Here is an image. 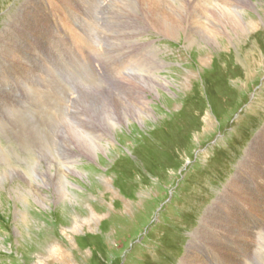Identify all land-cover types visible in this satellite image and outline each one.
Listing matches in <instances>:
<instances>
[{"label":"rangeland","instance_id":"374dc122","mask_svg":"<svg viewBox=\"0 0 264 264\" xmlns=\"http://www.w3.org/2000/svg\"><path fill=\"white\" fill-rule=\"evenodd\" d=\"M222 7L257 26L214 25ZM125 79L157 84L149 115L92 156L78 127ZM0 125V264H264V210L240 200L264 204V0H0Z\"/></svg>","mask_w":264,"mask_h":264},{"label":"bare ground","instance_id":"6f19581e","mask_svg":"<svg viewBox=\"0 0 264 264\" xmlns=\"http://www.w3.org/2000/svg\"><path fill=\"white\" fill-rule=\"evenodd\" d=\"M119 1V0H118ZM166 1V0H165ZM211 1V0H210ZM137 2V1H136ZM162 2V1H161ZM120 3V2H119ZM178 3V2H177ZM64 4V3H63ZM135 4V3H134ZM166 4V3H165ZM180 4V3H179ZM62 5V4H61ZM213 5V4H212ZM164 6V5H163ZM213 6L215 7H219L220 5L219 4H214ZM242 6V5H240ZM63 7V6H62ZM61 7V8H62ZM136 7V6H134ZM160 7V6H159ZM67 8V7H66ZM64 9V8H63ZM115 9V8H114ZM178 9V8H177ZM181 9V8H180ZM122 10V9H121ZM133 10V9H132ZM135 10V9H134ZM136 11V10H135ZM141 11V10H140ZM169 11V10H168ZM176 11V9L173 10V13ZM241 11V10H240ZM124 12V11H123ZM126 12V11H125ZM129 12V11H128ZM159 12V11H158ZM166 12V11H165ZM181 12V11H180ZM63 13L65 14L66 11L64 10ZM70 13V12H68ZM78 13V12H77ZM127 13V12H126ZM161 15H164L163 17V23L165 25H173V26H177L179 25L180 21H178V19H180L179 17V14L176 13V14H171V17L167 16L164 12H159ZM172 13V12H171ZM79 14V13H78ZM125 13H123V16ZM220 14V18L219 19H216V20H213L212 23L214 25H218V26H221L223 25L224 21L222 20L223 18L222 17H227V15L225 14H229L228 18H227V22L231 25V26H237L236 29H229L228 30H231V31H234V30H237L238 28H245L246 31H248V28L251 29L252 26L255 27L256 25V21L254 22V20H249L248 22L244 21L243 20V17L240 15V12L238 10H235V9H226L225 7H222V9L220 10L219 12ZM66 15H68L66 13ZM98 15V14H97ZM109 15V14H108ZM112 16V15H111ZM128 16V15H126ZM129 17V16H128ZM124 18V17H123ZM119 19V17H118ZM117 19V20H118ZM121 19V18H120ZM111 20V19H110ZM114 20V19H113ZM123 19H121L122 21ZM199 20V19H198ZM221 21V24H217L218 22ZM198 22V21H197ZM79 24V23H78ZM172 26V27H173ZM226 26V25H225ZM257 26V25H256ZM172 29V28H171ZM204 31V28L202 29ZM225 30H227V28H225ZM239 30V29H238ZM229 33V32H228ZM236 33V31H235ZM213 39L215 40V35L213 36ZM90 40V39H89ZM80 43V42H79ZM208 58V57H207ZM137 59V58H136ZM2 64V63H1ZM136 66V65H135ZM143 67V66H142ZM145 67V66H144ZM139 70V69H138ZM34 71V70H33ZM150 71V70H149ZM152 71V70H151ZM82 74V73H81ZM191 75V74H190ZM194 75V74H193ZM57 75H55L56 77ZM45 77V76H44ZM151 77V76H150ZM191 77V76H190ZM157 78V76H156ZM160 78V77H159ZM163 78V77H162ZM93 79V78H92ZM150 79V78H148ZM153 79V78H152ZM151 79V80H152ZM91 80V79H90ZM166 81V80H165ZM36 82V81H35ZM147 82V81H146ZM167 82V81H166ZM143 83V82H142ZM157 83V82H156ZM23 84V83H22ZM120 85V84H119ZM160 87V86H159ZM156 88H157V84H154V83H150V84H140V83H135L133 81H131L130 79H125V82L123 84H121L120 86H118V95H117V98L114 99L113 101H111L110 105L107 106V108H101L98 112H95L93 111V113L95 114V119H96V115H98L100 118H99V121L101 122H97L96 124L94 122H92L91 120H87L86 121H83L81 124L80 127H78L80 129L79 132H75L76 135H77V144H80V146H82L86 153L92 155V156H96V154L98 152H108L107 151V148H108V145L107 146H104L103 145V142H106V136H111L112 134V130L113 128L117 127V126H121V124H131L130 123V119L129 117H135V122L136 123H139V122H142L141 124H143V121H145L144 118H146L148 115H149V106L148 104L145 102V98L144 96H146V89H149L151 91H156ZM44 89V88H43ZM117 89V88H116ZM135 90V93L137 94L138 92V99L143 102V105L142 107H137L136 105L134 104H131L128 99H125L123 101V103H121V100H122V97H124V93L125 92H130L132 93L133 91ZM148 92V91H147ZM81 94V93H80ZM156 94V92H155ZM58 95V94H57ZM75 95V94H74ZM99 95V94H97ZM144 95V96H143ZM158 95V94H157ZM100 96V95H99ZM102 96V95H101ZM107 96V95H106ZM86 97H89V96H86ZM97 97V96H96ZM84 98V97H83ZM102 98V97H101ZM100 98V99H101ZM3 99V98H2ZM40 99V98H39ZM55 99V98H54ZM52 100V99H51ZM76 100V99H75ZM79 101V100H78ZM110 101V100H109ZM72 102V101H71ZM84 103V102H83ZM107 103V102H106ZM78 104V103H77ZM99 104V103H98ZM108 104V103H107ZM145 104H147L145 106ZM54 106V105H53ZM80 106V105H79ZM11 107V106H10ZM51 107V106H49ZM55 107V106H54ZM80 108V107H79ZM99 108V107H98ZM58 109V108H57ZM87 109V108H86ZM103 110V111H102ZM105 111V112H104ZM74 112V111H73ZM75 113V112H74ZM77 116H81L82 113H81V109L78 110V112H76ZM151 113V112H150ZM73 114V113H72ZM82 117V116H81ZM137 119V120H136ZM37 120V118H36ZM58 120V119H57ZM30 121V120H29ZM75 121V120H74ZM21 122V121H20ZM38 122V121H37ZM81 122V120H80ZM30 123V122H29ZM36 123V122H35ZM40 123V122H39ZM73 123V122H72ZM77 124V123H76ZM95 124V125H94ZM98 124V125H97ZM8 125V124H7ZM71 125V124H70ZM79 125V124H78ZM92 129H88L84 126H88ZM1 126V125H0ZM34 126V125H33ZM21 127V126H20ZM46 127V125H45ZM57 127V126H56ZM97 127V128H95ZM14 128V127H13ZM38 128V127H37ZM77 128V127H76ZM71 129V128H70ZM23 130V129H22ZM25 130V129H24ZM95 130V131H94ZM37 131V130H36ZM35 131V132H36ZM20 132V131H19ZM40 132V131H39ZM95 132H99V133H96L94 134ZM11 133V132H10ZM25 133V132H24ZM34 133V132H33ZM38 134V133H37ZM41 134V133H40ZM38 134V135H40ZM41 138V137H40ZM25 139V138H24ZM111 139V138H110ZM48 141V140H47ZM40 142V141H39ZM108 142V141H107ZM106 142V143H107ZM46 143V142H44ZM110 143V142H109ZM21 145V144H20ZM255 145V144H254ZM30 146V145H29ZM48 146V145H47ZM248 149V148H247ZM252 150V148L250 147L249 150H248V153H250ZM256 151V150H255ZM248 156V155H247ZM260 156V155H259ZM90 157V156H88ZM245 157V156H244ZM71 159V158H70ZM259 159V158H258ZM4 161V160H3ZM264 161V160H263ZM248 162V161H247ZM3 163V162H2ZM74 162H70V164H72ZM242 164V163H241ZM260 166V165H259ZM62 172L63 173H66V171H77L73 166H67V163L63 165V168H62ZM262 177H264V170L263 169H259ZM59 172V171H58ZM54 173V171H53ZM254 173V172H253ZM252 173V174H253ZM249 174V173H248ZM66 175V174H65ZM63 178V177H62ZM239 178V177H238ZM233 179V178H232ZM55 180V179H54ZM105 180V179H104ZM237 179H233L230 181V183L228 184L227 187L229 188H225L224 191L222 192V197L218 198V200L216 201V203L214 205H217L218 203L217 202H220L221 203V200H223L224 197H229L228 194H231L234 192V190H238L236 193H235V196H237L239 194V196L243 193V191H241V188L239 187H242L243 185L242 184H239L240 183V180L239 181H236ZM65 182V185H67V182L66 180H63ZM58 182V181H57ZM61 182V181H60ZM242 182V181H241ZM62 183V182H61ZM106 183V182H105ZM58 184V183H57ZM63 184V183H62ZM110 184V182H109ZM60 185V184H58ZM55 186V185H54ZM63 186V185H62ZM61 186V187H62ZM56 187V186H55ZM64 187V186H63ZM63 187L61 189H63ZM244 187V186H243ZM60 188V187H59ZM60 189V190H61ZM246 189V187H245ZM66 194H67V189L66 187L64 188ZM247 190V189H246ZM61 193V191H59ZM58 194V193H56ZM62 194V193H61ZM63 195V194H62ZM113 195V194H112ZM244 196H242L240 198V200L242 201L243 204H246L250 209L252 210L253 213H251V217L253 218H257V217H260V215L262 214L263 210H264V204H263V201L260 200H257V202H255L253 200V197L251 195V192L249 193H244L243 194ZM60 196V195H59ZM65 196V195H64ZM62 196V197H64ZM258 196V195H257ZM36 198V203L38 202L40 205L46 207L44 205V202L39 198V197H35ZM57 199V198H56ZM225 201V200H224ZM228 201V200H227ZM214 202V201H213ZM223 205V204H222ZM227 206V205H226ZM209 207V206H208ZM207 208V207H206ZM225 209V208H224ZM241 207H239L236 203L234 205H231L229 206L228 210H227V213L230 214L232 217H238V213L237 211H240ZM208 210V209H207ZM224 211V210H223ZM213 210H210L208 214L212 213ZM242 212V211H241ZM243 213V212H242ZM98 215L99 214H96L97 217H94V215H92L90 218H88L87 220H84L87 224H90V223H93L97 220H99L98 218ZM253 215V216H252ZM205 216V215H204ZM16 217V216H15ZM98 218V219H97ZM201 218H203L201 216ZM206 219V217H205ZM205 219H202V222L201 223H204ZM208 219V218H207ZM19 220V219H18ZM218 220V219H217ZM231 220V219H230ZM207 221V220H206ZM213 221V220H212ZM220 222V221H219ZM249 222V221H248ZM218 223V222H217ZM240 224L243 225V230H244V233H248L249 230V226L245 221L244 219H242L241 217V222H239ZM207 224V223H206ZM203 225V224H201ZM220 225V224H219ZM233 225V224H232ZM89 226V225H88ZM206 226V225H205ZM209 226V225H208ZM211 227V226H209ZM241 228V227H240ZM254 228V227H253ZM255 229V228H254ZM204 230V229H203ZM202 230V231H203ZM235 231V230H234ZM255 231V230H254ZM222 232V234L220 233ZM230 232L229 228H225L221 231H219L218 233H216V239L217 242H221L219 243V246L220 247H227V244L229 243V241L227 242L226 239H227V236L230 234L228 233ZM223 234H225L223 236ZM243 234V233H242ZM193 235V234H192ZM238 236V235H237ZM215 238V237H214ZM195 239V238H194ZM208 239V238H207ZM229 239V238H228ZM236 239V238H235ZM214 240V239H213ZM214 240V241H215ZM243 240V239H241ZM238 241V240H237ZM252 241V240H251ZM194 242V241H193ZM197 242V241H196ZM205 242V241H204ZM208 242V241H207ZM256 242V241H255ZM232 244V243H231ZM189 245V244H188ZM197 245V244H196ZM230 246V245H228ZM52 247V246H51ZM191 247V246H190ZM194 247V246H193ZM201 247V246H200ZM61 248V247H60ZM196 248V247H195ZM229 248H232V247H229ZM62 249V248H61ZM190 249V248H189ZM197 249V248H196ZM262 249V248H261ZM52 253L54 254V256L62 261L63 260V257L67 256V254L65 253V251H61L57 248H52ZM202 250V249H201ZM251 250V249H250ZM188 251V250H187ZM194 251V250H193ZM218 251V250H217ZM263 251V250H262ZM227 252V251H226ZM235 252V251H234ZM249 252V251H248ZM66 255H65V254ZM197 253V252H195ZM234 254V253H233ZM248 254V253H247ZM239 255V254H238ZM190 257V255L188 256ZM187 257V258H188ZM240 258V256H238ZM184 258V256H183ZM236 259V258H235ZM184 260V259H183ZM188 260V259H187ZM193 260V259H192ZM198 260V259H197ZM203 260V259H201ZM244 260V259H243ZM180 261V260H179ZM186 261V260H185ZM189 261V260H188ZM204 261V260H203ZM203 261H201L200 263L203 264ZM184 262V261H183ZM208 262V261H207ZM248 262V261H247ZM264 262V261H263ZM193 264V263H192ZM205 264V263H204Z\"/></svg>","mask_w":264,"mask_h":264}]
</instances>
